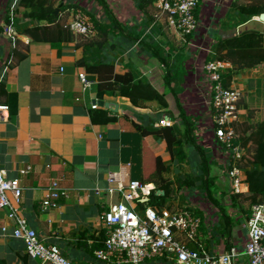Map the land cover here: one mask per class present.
I'll return each mask as SVG.
<instances>
[{
    "label": "crops",
    "instance_id": "0c3cea01",
    "mask_svg": "<svg viewBox=\"0 0 264 264\" xmlns=\"http://www.w3.org/2000/svg\"><path fill=\"white\" fill-rule=\"evenodd\" d=\"M17 2L0 0V105L9 107L5 114L7 118L0 120V170H5L10 179H20L23 187L20 215L45 243L58 247L71 260L89 264L88 253L80 247L85 240L80 238L87 237L92 244V236L100 237V215L111 203L120 200L118 195H107V189L127 185L130 181L147 182L156 170L158 158L165 165H172L171 179L187 174L183 172L186 165H173L167 142L153 135L145 136L143 127L151 130L167 121L169 126L175 125L185 131L177 100L189 115L198 117L194 111H198L199 98L193 94V88L181 83L182 78H188L184 76L189 74L188 67L178 68L172 64L171 57L163 49L168 42L166 30L169 25L154 6L143 12L135 0H105L108 8L105 10L98 0H41L50 9L58 8L60 3L86 6L109 33L107 38L99 32L96 38L75 36L73 42L54 49L50 44L35 43L31 37L29 44L19 38L35 25L24 18V9H16ZM93 2L97 4L95 9ZM207 2L213 4L210 3L207 15L203 13L208 28L212 26L214 8L227 4L226 37L239 34L245 27L264 29L259 17L244 14L249 0H205L202 9ZM74 10L76 8L61 11L59 23L69 22ZM42 25L49 24L43 22ZM201 27L199 25L195 35L196 43L206 41ZM169 29L173 31L171 27ZM86 41L106 42L103 48H86L89 62H110L116 74L131 72L138 82L125 86L117 96L99 98L98 76L89 75L77 65ZM210 42L208 49L198 46L201 51L207 49L204 51L208 53L207 58L216 50L217 41L210 38ZM22 54L26 55L24 59H21ZM168 71L171 72V83L166 80ZM79 72L87 74L92 82L90 88H83ZM256 79H264V63L242 69L230 81L232 86L245 91L248 102L254 95L249 81ZM157 94L166 100L168 109H161L154 100ZM98 101L108 102L110 107L98 105L93 109ZM247 116L248 111L244 110L242 124L247 123ZM258 120L260 113L256 111L251 122ZM28 166H32L33 171L21 176L20 170ZM257 168L256 165L247 167L250 170ZM114 176L115 180L110 181ZM55 179L69 191V197L62 198L58 208L43 210L42 201ZM228 179L227 200L234 204ZM151 185L156 189L155 184ZM195 186V190H200L201 185L196 183ZM96 189L103 191L101 196L95 195ZM243 190L244 195L237 198L234 209L240 214V224L227 227V242L215 248L201 226L199 240L211 255H218L231 246H237L241 251L244 248L248 232L247 228L242 230V224L243 220H248L251 209V201L243 199L249 195L247 183ZM158 194H162L161 191ZM241 204L247 209H241ZM4 226L8 227V232L3 231ZM13 226L7 211L0 209V264H39L27 256L24 244L11 236ZM246 260L242 256L238 264H245Z\"/></svg>",
    "mask_w": 264,
    "mask_h": 264
},
{
    "label": "built area",
    "instance_id": "2783aa9c",
    "mask_svg": "<svg viewBox=\"0 0 264 264\" xmlns=\"http://www.w3.org/2000/svg\"><path fill=\"white\" fill-rule=\"evenodd\" d=\"M205 0H156L155 9L166 17L168 25L185 36L194 34L199 28L198 10ZM85 11V10H84ZM78 8L64 25L75 36L92 37L96 26L87 12ZM205 79L210 96V123L215 152L223 160L230 181L232 194L244 193L245 165L251 155L249 146L243 145L238 127L242 124L244 110L239 105L246 98L238 88L223 83V75L230 65L219 61L205 63ZM79 81L86 90L92 86L85 72H79ZM96 103L92 108H98ZM8 106L0 105V120L4 121ZM169 125V122H162ZM33 171L32 166L20 170L21 176ZM115 180V176L110 181ZM154 190L150 184L130 181L117 188H109L106 194L118 195L120 200L109 205L100 217L105 232L104 247L95 251L96 264H238L245 257V264H264V204L251 206L246 228L248 239L241 251L237 246L226 248L218 255L207 252L199 240L202 219L190 208H141L147 203ZM95 190L96 196L102 195ZM23 195L20 179H10L5 170H0V209L7 211L13 222L11 236L24 244L29 258L39 264H74L58 247L46 244L38 232L20 215L19 203ZM69 191L61 187L59 180H52L42 209H56L62 198H68ZM142 210V215L139 210ZM206 215V214H205ZM8 232V227H3Z\"/></svg>",
    "mask_w": 264,
    "mask_h": 264
},
{
    "label": "trees",
    "instance_id": "16d2710c",
    "mask_svg": "<svg viewBox=\"0 0 264 264\" xmlns=\"http://www.w3.org/2000/svg\"><path fill=\"white\" fill-rule=\"evenodd\" d=\"M98 1H100V5L105 10H108L105 0ZM135 1L139 6V9L143 12L147 11L148 7L153 6L156 2V0ZM249 1L250 2L245 7V15L249 17H260L261 14H264V0ZM67 8H81L85 11L87 10L86 6L82 7L77 4L66 5L65 3L63 5L60 3L56 9H50L47 6H44L41 3V0H18L16 6V9H24V18L34 22L35 25L33 28L26 30L25 34L31 37L35 43L50 44V46L54 49H59L63 43L73 42L75 40V35H73L68 29L64 28L63 24L59 23L60 12ZM56 10H59L57 15H55ZM88 14L94 22L99 34L103 35L104 38H107L106 36H108L109 33L106 29H104L101 21L94 13L91 12ZM43 22H47L49 25L44 26L42 25ZM192 39H194V34L187 36L188 41ZM105 43V41L101 43L97 41H86L85 44H83L84 48L80 52L77 60V65L84 68L89 75L98 76V97L101 99H103L105 95L117 96L125 86L138 82L135 74L131 72L122 75L116 74L114 71V65L110 62L92 63L86 59L87 47L98 46L99 48H103L106 46ZM216 54L217 60L227 61L229 63L231 62L234 66L233 69L223 75V83L226 87H229L232 85L230 79L234 75L238 74L242 69L251 68L257 64L261 65L264 63V29L245 27L239 34L225 38L220 37L216 42ZM25 57L26 55H21V59H24ZM206 59V62L211 61L209 57ZM163 61L166 63L165 59H163ZM167 74L166 80L168 83H171V72L168 71ZM249 88L254 89V95L249 97L248 102L244 99V101H242L239 105L240 110L248 111L246 120L247 123L241 124L238 127V131L240 133L239 141L243 145L247 146L250 142L252 144V146L249 147L251 155L247 159V167L250 165H256L259 167L257 169L250 170L247 169L245 165L247 169L245 180L248 185L249 195L243 199L248 201L250 200L252 206L255 204H264V79L250 80ZM154 100L160 104L161 109H168V103L160 94H157ZM177 104L181 112L185 131L180 130L177 126L175 127V125L160 127L154 126L151 130H147L143 127V134L145 136L153 135L164 139L167 142L168 151L172 157V163L177 167H181L187 163L190 157L191 148L198 151L203 158V175L205 177V185L207 186V194L211 199H213V201L216 202L218 206H220L219 203L214 200L211 190L208 188L213 185L214 180H211L208 176L209 160L208 155H206L207 152L198 144L195 138V132L197 129L195 119L199 120L201 118L189 115L187 111L183 109L179 100H177ZM14 111L15 110L13 108L12 112L15 113ZM256 111L260 113V120L251 122L252 116L255 115ZM243 125H246L244 130H242ZM212 143H215L213 138ZM171 166L172 165H165L160 158L157 159L156 170L151 175L149 180L144 182V184H155L156 189L151 193L147 203H139L141 208H145L146 206L154 208L169 207V203L172 201L177 192L186 187H195V180L192 179L190 175L179 177L175 180L171 179L169 177ZM159 191L164 192V194H158ZM242 195H244V193L240 195L232 194L234 207L236 206V203H238L237 198L242 197ZM240 208L244 209V205L241 204ZM191 209L197 216L204 219L203 211L198 209L196 210L194 208ZM220 209L224 211L222 207H220ZM105 238L106 234L103 231L100 237H91L90 240H92V244H89V239L87 237L80 238L85 240L80 243V247L85 249L88 253L90 261L89 264H96L94 253L104 247Z\"/></svg>",
    "mask_w": 264,
    "mask_h": 264
},
{
    "label": "rangeland",
    "instance_id": "374dc122",
    "mask_svg": "<svg viewBox=\"0 0 264 264\" xmlns=\"http://www.w3.org/2000/svg\"><path fill=\"white\" fill-rule=\"evenodd\" d=\"M225 1L227 2V0ZM210 3L211 2H207L206 5H204L205 9L204 8L202 9V6H201V8L198 10L199 24L202 26L201 29H202V32L204 33L203 37H204V40L206 41L204 42L200 41V43L199 42L196 43L195 35L198 31L194 33V39L188 41L187 36L183 35L180 32H177L174 29L172 31L171 29H169L170 28L169 26L166 30V32H168L167 37H166L168 42L163 49L166 50L167 55L171 57L172 64H176L178 68H181V66L188 67L187 73L189 74H185V75L183 74L184 76H188V78L186 79L182 78L181 83L184 86H188L189 89L193 88L194 90L193 94L199 98V102H198L199 106L197 107L198 111L197 112L194 111L195 113L194 115H200L198 116V118H201V119L199 120L196 119L197 131L195 133V138L198 144L202 148H204L207 152L206 155H208V160H209L208 176L211 180H214L213 185L209 186L208 188L211 190V194L213 195L212 197L214 198V200H216L220 205L218 206L216 202L213 201V199H211L208 196L207 190H206L207 186L205 185V180H204L205 177L203 175L204 174L203 158L198 151H196L194 148H191L190 150L192 151H190L189 160L185 164L186 166L184 165L185 169L183 171L184 173H187V174H184L181 176L185 177L186 175H191L193 179L195 180V183H197L198 186L201 185L199 188L200 190H195L194 188L196 186L194 188L186 187L183 190H180L174 196L175 199H172L174 203L171 202L172 205H170L169 207L171 208L185 207V208H190V209L194 208L196 210L198 209V210L203 211L204 219L202 223V229L204 230L206 237L210 240L211 245H213L216 248V246L221 245L223 242H227V236L229 235V232H228L229 229L227 230V227L230 228V225L240 224L239 223L240 221H238L239 219L238 217L240 216V214H238V212L234 210L235 207L233 206V202H231L230 199L227 200L228 174L226 172V168L224 167L220 156L217 154V152H215L216 143H212V129H211V123H210L211 105H209L210 96L206 89L208 86H207L206 79H205V65H206L205 62L207 60L206 58L208 56V53L207 52L205 53L204 51H206L209 48L210 46L209 43L210 44L212 43L210 42V38H213V40L217 41L221 36L222 37L227 36V4L225 5V7L224 5L222 7V4H220L214 8V12L211 17L212 26L208 28V26L204 24L206 23V20L203 18H205L207 15L206 11L210 10ZM211 5L213 4L211 3ZM92 6L94 7V9L97 8L96 7L97 4L95 2H93ZM89 10L90 9L86 10L87 14L91 13ZM72 13H69V14L72 15ZM203 13H205L206 15L203 16ZM94 36L95 38L98 36L97 28H96V34ZM92 37H85V38H92ZM199 45H201V48H207V49L206 50L204 49L201 51V49H199L198 47ZM205 45H207V47ZM215 48H216V43H215ZM172 55H173V58H172ZM209 58L211 59V61H219L217 60L216 50H215V53L213 51L210 54ZM219 62L226 63L230 65V68H233V66L231 67V63L227 61H219ZM238 89L242 91L243 93H245L244 90L240 88ZM248 95L249 94H247V96ZM190 105H191V100H190ZM174 111H175V108H174ZM164 125L168 126L166 123H164ZM245 128H246V125L242 127V130H244ZM248 146L249 147L252 146L251 142L248 144ZM220 207H222L224 211L221 210ZM138 212L139 214L142 215L141 209ZM243 221L244 222L242 224V230H246L247 219H246V222L245 220ZM63 255L69 259L68 255L66 254H63ZM71 261L74 264H86V262H83L82 260H76V261L71 260Z\"/></svg>",
    "mask_w": 264,
    "mask_h": 264
},
{
    "label": "water",
    "instance_id": "95a60500",
    "mask_svg": "<svg viewBox=\"0 0 264 264\" xmlns=\"http://www.w3.org/2000/svg\"><path fill=\"white\" fill-rule=\"evenodd\" d=\"M58 10L55 11V15L58 14ZM259 21L264 23V14H261L260 17H259ZM19 38L24 41L25 43H31L32 42V39L30 37H28L27 35H20ZM97 104L100 106V107H105V108H109L110 107V104L108 102H105V101H98ZM162 194H164V192H161Z\"/></svg>",
    "mask_w": 264,
    "mask_h": 264
},
{
    "label": "clouds",
    "instance_id": "9594fccd",
    "mask_svg": "<svg viewBox=\"0 0 264 264\" xmlns=\"http://www.w3.org/2000/svg\"><path fill=\"white\" fill-rule=\"evenodd\" d=\"M169 126V125H168ZM246 168V167H245ZM246 173V172H245Z\"/></svg>",
    "mask_w": 264,
    "mask_h": 264
}]
</instances>
